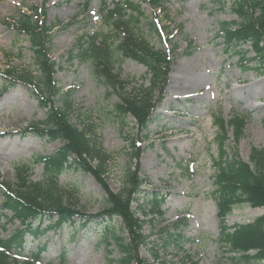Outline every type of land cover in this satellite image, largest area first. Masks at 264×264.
<instances>
[{"label": "rangeland", "instance_id": "1", "mask_svg": "<svg viewBox=\"0 0 264 264\" xmlns=\"http://www.w3.org/2000/svg\"><path fill=\"white\" fill-rule=\"evenodd\" d=\"M115 1L123 0H107L109 4ZM130 1L141 3L144 15L140 26L154 47L164 52L176 47L164 83L154 94L153 121L146 135L132 116L121 123L111 113L121 86L130 91L140 84L148 85L143 65L114 54L108 55L103 67L97 61L96 69H92L75 58H67L69 50L86 35H121V28L109 31L104 24L100 16L103 0H0V72L15 75L24 71L36 76L37 82L42 81L29 42L25 35L17 33L15 19L19 10H27L26 6L42 7L46 25L51 26L48 59L58 65L52 81L62 91L71 90L70 123L80 129L86 124L94 125L102 147L112 154L102 180L70 169L59 175L61 187L66 191L75 189L70 197L72 204L83 214L96 217L104 207L105 190L119 192L127 170L133 166L137 176L147 181L141 190L144 192L136 197L146 216L137 213L136 217L145 221L141 232L150 243L136 248L138 259L147 264H234L232 253L219 240L217 208L210 194L214 188L213 160L217 156L213 118L229 120L237 114L245 117L237 145L243 160H248L252 148H264V105H257L264 102V75L254 68H242L238 55L224 51L222 40L216 36L220 22L236 19L231 1L227 0L221 8L215 0H164L165 12L153 10L147 0ZM257 15L258 11L254 17ZM150 22L156 24L159 34L147 32ZM244 49H249L248 45ZM251 55L249 52L246 56ZM111 59L115 63L112 67ZM182 61H192L199 67L195 73L202 82L199 91L194 92L196 97L177 101L162 97V93L169 94L170 77ZM99 73L106 74L107 80L98 79ZM1 81L0 77V182L15 183L21 165L29 167V181H43V166L33 164V157L49 155L62 144L24 134L28 125L44 117L45 110L38 107L24 85L6 82L2 88ZM118 81V90L109 92L105 82ZM53 105L60 106V100L56 99ZM131 139L140 143L136 152L129 149L127 141ZM232 146L230 141L229 147ZM134 153H138L135 161L130 159ZM89 164L94 167V163ZM152 192L165 199L161 217L149 213L147 194ZM136 205L133 203L135 209ZM263 214V208L240 204L226 217V224H246ZM106 220L96 218L95 224L76 234L70 228L49 233L42 239L48 245L39 260L29 256L38 244L37 239L29 238L19 255L4 252L6 258L0 256V264H117L120 254L115 245L100 244V234L108 230ZM19 227L16 220L1 217L0 237L8 239ZM110 228L126 237L119 219H113ZM166 232L180 235V242L167 243ZM62 251L65 255L61 262Z\"/></svg>", "mask_w": 264, "mask_h": 264}, {"label": "trees", "instance_id": "2", "mask_svg": "<svg viewBox=\"0 0 264 264\" xmlns=\"http://www.w3.org/2000/svg\"><path fill=\"white\" fill-rule=\"evenodd\" d=\"M215 1L220 7L224 6L225 0ZM229 1L231 11L237 19L220 22L217 36L223 41V49L227 53L237 54L242 68L256 67L264 75V0ZM148 4L153 10L167 11L163 6L164 0H148ZM26 8L27 11L19 10L15 15L16 29L17 33L25 35L29 42L28 48L34 56L42 81L38 79L37 82L36 76L31 77L24 71L15 75L2 71L1 87L5 84L7 86L8 82V85L20 83L26 86L36 98L38 107L45 110L44 117L35 124L28 125L24 134L28 133L42 140H59L62 145L49 155L33 157V164L43 165V181H29V167L22 165L17 170L15 183L0 182V217L8 218L9 214L11 219L17 220L20 225L8 239L0 238V256L6 258L4 252L20 254L24 246L29 244L27 240L33 238L38 240L35 247L37 253H31L29 256L38 260L40 253L46 248L45 245H48L47 242L42 243V239L49 233L70 228L73 234H76L95 224L96 218H102L107 219L108 230L100 234V243L109 246V239L111 240L120 254L117 264H147L145 260L138 259L135 253L136 248L150 243L148 237L141 232L145 221L136 217L137 213L146 216L145 211H140L142 205L138 204L136 197L144 192L141 190L147 182L137 176L135 167L127 170L119 192L105 190L104 207L96 217L83 214L72 204L70 197L75 189L66 191L58 184L59 175L68 169L89 173L96 180H102L106 163L112 158V154L102 147L94 125L86 124L80 129L70 123L69 117L73 111L71 90L62 91L56 86V82L52 81L58 65L48 59L52 36L51 26L46 25V12L42 7ZM257 11L258 15L254 17ZM143 15L141 3L123 0L109 4L107 0H103L100 12L102 20L109 31H118L121 28V35H87L69 50L67 58L69 61L77 58L79 63L89 64L92 69H96L97 61H100L103 67L108 55L116 54L145 66L148 86L140 85L130 91L121 86L117 92L118 102L114 109H111V113L113 117L121 119V123L127 116H132L135 124L146 135L152 122L151 114L156 101L154 94L164 83L168 62L175 48L164 52L161 48L154 47L140 26ZM147 32L159 34V29L150 22ZM246 44H249V50L243 48ZM248 52L252 55L246 56ZM109 64L111 67L114 64L112 59ZM248 64L253 66L249 67ZM98 76L102 81L107 80L104 73H99ZM118 76L119 74H116V77ZM119 83L105 82L109 92L118 90L116 85ZM56 99L61 102L58 107L53 105ZM245 123L246 119L241 115H234L229 120L213 118L217 156L213 160L214 188L210 194L217 208L219 240L232 253L230 258L234 264H264V215L246 224L228 226L225 223V217L237 205L249 204L264 208V148H252L247 161L240 158L237 150ZM230 141L232 147H229ZM127 143L130 144L129 149L132 152L140 148L139 143L135 144L133 139ZM137 156L138 153H134L130 159L135 161ZM89 163H94V167ZM147 196L150 198L147 201L150 215L161 217L164 199L155 192L148 193ZM133 203L137 204L138 209L133 207ZM113 219H119L126 237L110 228ZM43 224L45 225L42 226ZM165 235L167 243H179L182 238L169 232ZM60 255L62 262L65 253L62 251Z\"/></svg>", "mask_w": 264, "mask_h": 264}, {"label": "bare ground", "instance_id": "3", "mask_svg": "<svg viewBox=\"0 0 264 264\" xmlns=\"http://www.w3.org/2000/svg\"><path fill=\"white\" fill-rule=\"evenodd\" d=\"M198 65L192 61H182L175 67L174 74L170 77L168 90L162 93V97L170 100H184L195 98L200 89L201 77L195 73ZM241 101V100H239ZM257 105H264V102H257Z\"/></svg>", "mask_w": 264, "mask_h": 264}]
</instances>
